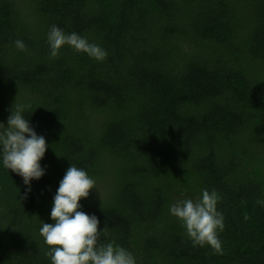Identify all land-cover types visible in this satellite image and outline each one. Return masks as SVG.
<instances>
[{"label":"trees","instance_id":"16d2710c","mask_svg":"<svg viewBox=\"0 0 264 264\" xmlns=\"http://www.w3.org/2000/svg\"><path fill=\"white\" fill-rule=\"evenodd\" d=\"M53 25L106 59L51 58ZM18 104L48 147L30 191L0 152V264H51L40 229L69 166L95 181L78 211L98 243L135 264H264V0H0V123ZM205 189L222 254L169 212Z\"/></svg>","mask_w":264,"mask_h":264},{"label":"clouds","instance_id":"9594fccd","mask_svg":"<svg viewBox=\"0 0 264 264\" xmlns=\"http://www.w3.org/2000/svg\"><path fill=\"white\" fill-rule=\"evenodd\" d=\"M50 57L56 58L59 50L67 45L77 53L87 54L90 58L102 62L107 52L99 45L92 44L86 38L73 32L66 34L53 25L47 35ZM15 46L25 51L27 46L16 40ZM25 105H16L11 110L7 124L0 123V152L3 166L23 178L30 191V181L44 175L39 161L45 154L46 141L29 126L28 119L22 115ZM95 188V181L86 171L69 166L53 199L50 218L54 223H42L40 235L50 248L46 253L51 264H135L133 255L114 242L98 243V219L89 216L80 208L81 198H87L89 191ZM220 197L215 190H202L201 197L182 199L171 205L169 212L176 217L193 246H209L214 253L222 254V242L218 233L224 229V217L217 211ZM264 204V201H257Z\"/></svg>","mask_w":264,"mask_h":264}]
</instances>
